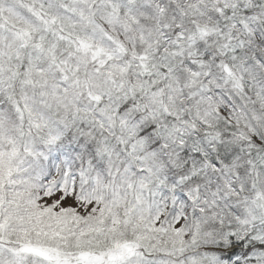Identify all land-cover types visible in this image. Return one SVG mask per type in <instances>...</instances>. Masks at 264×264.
<instances>
[{"label":"snow or ice","instance_id":"6c2138e0","mask_svg":"<svg viewBox=\"0 0 264 264\" xmlns=\"http://www.w3.org/2000/svg\"><path fill=\"white\" fill-rule=\"evenodd\" d=\"M0 264H264V0H0Z\"/></svg>","mask_w":264,"mask_h":264}]
</instances>
